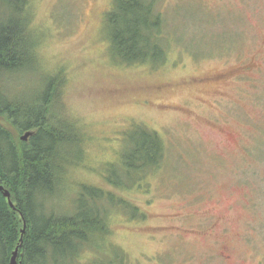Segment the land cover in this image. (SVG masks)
Returning a JSON list of instances; mask_svg holds the SVG:
<instances>
[{
  "label": "rangeland",
  "instance_id": "374dc122",
  "mask_svg": "<svg viewBox=\"0 0 264 264\" xmlns=\"http://www.w3.org/2000/svg\"><path fill=\"white\" fill-rule=\"evenodd\" d=\"M148 2L167 44L151 68L109 54L113 0H27L38 70L5 86L32 105L46 75L63 73L64 110L53 113L82 134L49 204L67 215L88 184L135 206L142 220L126 209L109 216L98 254L122 255L110 264H264V0ZM137 126L161 139L164 157L142 183L117 189L102 175H121ZM95 253L86 247L80 263Z\"/></svg>",
  "mask_w": 264,
  "mask_h": 264
},
{
  "label": "trees",
  "instance_id": "16d2710c",
  "mask_svg": "<svg viewBox=\"0 0 264 264\" xmlns=\"http://www.w3.org/2000/svg\"><path fill=\"white\" fill-rule=\"evenodd\" d=\"M29 24L27 0H0V186L15 209L0 192V264H10L16 247L15 264H81L79 256L86 247L96 252L88 264H110L116 255L122 258L112 246L110 258L98 254L99 243L110 233V214L126 209L129 219L142 220L143 215L114 194L88 184L78 185L67 215L53 212L49 202L63 181L67 156L80 148L82 134L67 115L53 113L64 110L63 73L46 75L45 89L32 105L10 98L14 95L5 84L12 73L38 70ZM105 25L109 54L117 62L151 68L166 60L163 20L148 0H113ZM125 144L121 175L112 173L113 179L102 175L117 189L142 183L164 157L161 139L143 127L127 132ZM93 242H98L96 247Z\"/></svg>",
  "mask_w": 264,
  "mask_h": 264
},
{
  "label": "water",
  "instance_id": "95a60500",
  "mask_svg": "<svg viewBox=\"0 0 264 264\" xmlns=\"http://www.w3.org/2000/svg\"><path fill=\"white\" fill-rule=\"evenodd\" d=\"M0 192H2L3 196L5 197V199L8 202V205L10 206V208L14 209L13 208V204L10 201V195H9V193L7 191H5L2 186H0ZM24 228H25V222H23V229L21 230V237H22V235L24 233ZM17 249L18 248L16 247L15 250H14V252H13V256L11 258L10 264H15L16 263Z\"/></svg>",
  "mask_w": 264,
  "mask_h": 264
}]
</instances>
